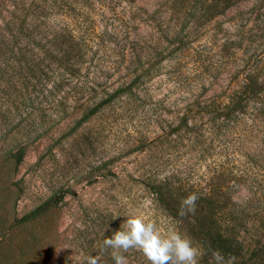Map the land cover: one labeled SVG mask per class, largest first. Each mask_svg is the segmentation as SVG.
Masks as SVG:
<instances>
[{
    "label": "rangeland",
    "instance_id": "rangeland-1",
    "mask_svg": "<svg viewBox=\"0 0 264 264\" xmlns=\"http://www.w3.org/2000/svg\"><path fill=\"white\" fill-rule=\"evenodd\" d=\"M86 15L71 76L53 41ZM249 74L257 95L225 107ZM75 95L103 105L83 118ZM263 102L264 0H0V264H115L103 241L131 215L198 264H264Z\"/></svg>",
    "mask_w": 264,
    "mask_h": 264
},
{
    "label": "clouds",
    "instance_id": "clouds-1",
    "mask_svg": "<svg viewBox=\"0 0 264 264\" xmlns=\"http://www.w3.org/2000/svg\"><path fill=\"white\" fill-rule=\"evenodd\" d=\"M198 195L192 193L181 200V213H195ZM105 249L111 250L115 264H128L125 255L136 249L143 253L149 264H198L199 248L192 240L176 230L167 234L160 231L156 222L143 215H131L121 224L119 230L113 232L103 241ZM213 256L217 264L223 257L219 252ZM86 264H99L98 257H89ZM231 264V261L228 262Z\"/></svg>",
    "mask_w": 264,
    "mask_h": 264
},
{
    "label": "trees",
    "instance_id": "trees-1",
    "mask_svg": "<svg viewBox=\"0 0 264 264\" xmlns=\"http://www.w3.org/2000/svg\"><path fill=\"white\" fill-rule=\"evenodd\" d=\"M88 15L82 19L81 22H85L87 24L85 32L82 34H75L71 30H68V32L64 33L63 38L60 42H58V37H54L53 46L54 49L52 50L51 56L54 60V62L57 64L58 67H61L62 70H65L69 75L75 76L78 74L80 67H81V60L83 59V56L86 54V45L88 41V31H90V27L92 26L91 23L87 21ZM20 37L19 34H14L13 37ZM247 77V81L244 82V84L238 88L231 90L227 95V103H225V107H229V109H233L235 107H241L244 104L248 103L249 99L255 97L257 95L258 88H255V83L253 80V75L249 74ZM252 81V82H250ZM83 96V95H82ZM82 96H76L75 95V101L80 102L82 106L87 110L86 113L83 115V118H88L90 115L98 111L100 107L103 105L101 103H97L94 106H89V98L86 100H82ZM262 105L264 104L261 103ZM225 115H227V112H225ZM63 196L60 195L59 197H51L49 198L43 205L39 207L46 209L49 206L56 203L58 200H60ZM199 225V224H197ZM240 226V225H239ZM198 231L202 230V227L199 225L196 228ZM208 230V231H207ZM206 232H202V234L207 235L208 233L218 234L220 232V229H216V227H210L207 229ZM233 232V231H232ZM231 232V233H232ZM210 236V235H207ZM226 245L229 249L237 248L240 245V241L235 238H229L226 241Z\"/></svg>",
    "mask_w": 264,
    "mask_h": 264
}]
</instances>
